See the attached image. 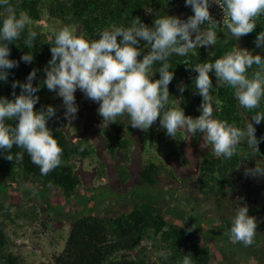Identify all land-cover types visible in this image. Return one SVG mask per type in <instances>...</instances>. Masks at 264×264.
Returning a JSON list of instances; mask_svg holds the SVG:
<instances>
[{
    "label": "clouds",
    "instance_id": "9594fccd",
    "mask_svg": "<svg viewBox=\"0 0 264 264\" xmlns=\"http://www.w3.org/2000/svg\"><path fill=\"white\" fill-rule=\"evenodd\" d=\"M185 4L194 13L186 20L166 15L156 18L154 26L149 27L136 18L130 27L103 30L98 33V39L91 41L75 35L69 27L62 28L50 44L51 59L42 83L62 98L65 118L69 121L76 118L75 92L79 89L86 98L99 103L97 112L102 117V126L115 123L117 117H127L133 128L147 131L159 118L161 128L173 139L180 130L192 136L202 134L216 157L231 159L244 143L255 146L258 151L264 137L257 138L254 124L264 121V112H257L243 127L214 119V86L209 73L214 72L217 84H227L235 90L240 108L257 109L264 97V57L260 54L253 55L247 49L236 47L234 52L212 63L191 67L198 73L195 89L202 97L201 115L197 118L185 115L181 107L165 109L171 96L169 84L174 79L169 57L173 54L186 56L197 47L215 46L217 42V33L212 28H201L205 23L215 25L218 22L210 13L211 6L217 4L223 10L227 17L223 20L226 34L238 40L255 31V19L264 14V0H185ZM0 9L3 10L0 15L4 17L0 27V81H7L8 70L18 67L19 63L9 59V44L27 31L24 45L30 49L37 33L30 27L32 21L26 13L17 16L10 0H0ZM141 41L146 42L148 48L142 59ZM255 44L258 48L264 45V31L256 36ZM33 59L30 52L21 57L25 63H31ZM157 62L161 66L154 71ZM253 65L259 66V70L249 77L247 72ZM36 72L37 69H33L25 83L13 82V89L17 86L21 89L19 95L13 91L14 99L0 97V150L10 151L14 145L23 149L31 162L39 166L41 175L46 176L61 165L62 148L47 127L56 109L51 105L46 109H35L39 102L36 93L41 87L33 85ZM157 72L159 79L154 80ZM179 91L183 92L184 87L180 86ZM7 121H15V125ZM80 150L83 151V147ZM6 158L13 159L11 155ZM22 159L23 152L17 153L16 160ZM246 174L264 176V161H257L255 168L246 169ZM257 228L258 221L249 215L245 204L236 207L227 234L233 243L249 247L254 243ZM183 264H191L188 256L184 257Z\"/></svg>",
    "mask_w": 264,
    "mask_h": 264
},
{
    "label": "trees",
    "instance_id": "16d2710c",
    "mask_svg": "<svg viewBox=\"0 0 264 264\" xmlns=\"http://www.w3.org/2000/svg\"><path fill=\"white\" fill-rule=\"evenodd\" d=\"M10 2L15 6L17 16L23 12L31 20L38 21L42 19L46 9L51 16L61 19L66 24L80 25L83 37L89 41L98 39V33L103 30L130 27L136 18L153 27L154 20L159 17L169 15L186 20L194 14L192 9L187 10L184 6L185 0H10ZM2 11L0 9V13ZM3 18L0 15V27ZM255 23L257 27L253 34L264 31V14L256 18ZM204 26L221 29L210 27L207 23ZM204 26L201 28L203 29ZM30 27L37 33L32 48L28 49L24 45L27 31L20 39L9 44L11 50L9 59L19 63L18 67L8 70L7 81H0V97L14 99L13 91L19 95L21 89L19 86L13 89V82L25 83L29 73L37 69L33 85H41L39 92L36 93L39 102L35 105V109L40 110L49 106L43 99L45 86L42 82L46 78L45 68L51 59L50 44L54 42L57 33L49 35L40 27L32 25ZM145 45L144 41L139 44V47L144 49L141 59L148 51ZM233 47V41H217L215 46L197 47L186 56L173 54L169 57L170 71L174 72V79L169 84L171 96L165 110L181 107L187 116L197 118L201 115L202 97L196 91L194 81L198 73L191 67L196 64L212 63L231 53ZM27 52L34 56L31 63L21 60L22 55ZM160 66L161 64L157 62L153 70ZM256 70H259V66L253 65L247 75L251 77ZM209 75L214 86L212 90L214 119L243 127L247 121L251 122V117L257 112H264V97L261 98L259 108L242 109L235 96V90L227 84H217L214 72H210ZM153 79H159L158 72ZM180 86L184 87L183 92L179 91ZM117 120L119 122L115 123L114 131L103 129L106 140L104 146L114 157L123 155L125 166L130 161L135 141L132 131L128 129L129 126L121 123L123 119L117 117ZM7 123L15 125V121H7ZM152 126L155 128L153 131L159 129L166 132L161 128L159 118ZM254 126L257 138L264 137V121ZM47 127L62 148L61 165L48 175H41L39 166L31 162L27 152L14 145L10 151L0 150V174L7 179V186L10 188H18L32 181L59 190L64 200L74 199L82 184V179L76 171L78 162L91 157L95 153V147L85 138L70 137L61 126L57 110L55 116L48 120ZM157 134L160 139L161 133ZM198 136L199 133L196 138ZM81 147L83 151L80 150ZM251 148L257 157L264 158V140L259 143L258 151L255 146ZM20 152H23V159L17 161L16 154ZM7 155L13 157L12 161L6 158ZM171 155L183 161L182 153L177 148L171 150ZM98 161L96 172L100 178L105 179L106 164L101 160ZM239 163L238 150L231 159H226L223 156L216 157L210 145V149L201 155L197 178L199 188L205 192L207 190L223 193L228 185L231 170ZM170 167H167L164 161L144 159L139 170L141 180L149 188L155 186L158 179L163 177L176 180L175 171ZM171 189L173 196L176 191L175 188ZM95 203L96 200L92 199L90 206L93 207ZM12 210L13 208L5 201L0 200V264H26L25 259L23 260L12 249L13 240L9 226L18 220L31 225L40 218L39 206L34 201L19 202L15 211ZM222 223L229 231L232 220L224 219ZM185 256L190 258L191 264H210L213 252L208 245L201 242L195 229L181 221H170L163 205L157 199L152 200L147 194H143L127 212L108 215L90 211L79 213V216L72 219L63 249L55 253L52 260L53 264H183Z\"/></svg>",
    "mask_w": 264,
    "mask_h": 264
},
{
    "label": "rangeland",
    "instance_id": "374dc122",
    "mask_svg": "<svg viewBox=\"0 0 264 264\" xmlns=\"http://www.w3.org/2000/svg\"><path fill=\"white\" fill-rule=\"evenodd\" d=\"M31 21L32 26L40 27L49 35L58 33L64 27H69L75 35L83 37L80 25L66 24L61 19L51 16L46 9L41 20ZM75 97L78 112L76 118L69 121L64 116L65 108L62 98L58 97L56 92L49 91L46 86L44 87L43 99L56 108L61 126L68 135L85 138L95 147V153L91 157L78 162L76 171L82 179V184L75 198L64 200L59 190L32 181L18 188H10L7 186V179L0 174V200L5 201L9 207L13 208V212L19 202L34 201L39 206L40 218L31 225L18 220L9 226V233L13 240L12 249L23 260L25 259L26 264H53V255L63 249L65 239L70 232L72 219L79 216V213L90 211L108 215L127 212L143 194H147L152 200L157 199L165 208L170 221L181 220L180 217L173 214L172 209L176 212L178 207H182V211L179 210L184 213L185 207L183 208V203L180 204V198L189 196V192L186 193L189 187L181 184L179 179L177 181L165 177L158 179L155 186L146 187L139 173L141 163L144 159L164 161L165 165L171 166L170 168H173L175 174L180 178L188 175L192 179L199 172L201 155L210 149V144L206 143L200 133L196 138L197 134L192 136L184 130H180L176 134V139H173L163 130L153 131L155 129L153 126L147 131L133 128L128 123L127 117H121L123 119L121 123L124 126H129L128 129L132 131L135 141L130 161L124 166L123 155L114 157L104 146L106 140L103 129L114 131L115 123L119 121L116 120L115 123L102 126V117L97 112L99 103L86 98L79 89L75 92ZM158 132L162 135L160 139ZM174 148L181 151L183 161L171 155V150ZM98 160L106 164L105 179L100 178L96 172ZM189 184L190 188H193L192 182ZM174 187L176 188L175 195L179 194L178 197L172 196L171 188ZM92 199L96 200L93 207L90 206ZM217 213L216 216L219 218L220 211ZM203 221L208 224L207 218H204ZM205 231H200L199 234L203 237ZM221 231L218 230L215 233ZM222 241L219 239L215 242L217 243V247L214 248L216 252L220 249ZM231 254L227 251L225 257L215 256L210 264H234V261L230 259ZM243 263L244 261L240 260L237 264ZM252 263L257 264V261L252 260Z\"/></svg>",
    "mask_w": 264,
    "mask_h": 264
},
{
    "label": "flooded vegetation",
    "instance_id": "af4514ba",
    "mask_svg": "<svg viewBox=\"0 0 264 264\" xmlns=\"http://www.w3.org/2000/svg\"><path fill=\"white\" fill-rule=\"evenodd\" d=\"M237 150L240 153V163L231 170L228 185L223 193L207 190L205 192L200 189L197 179L199 172L192 179L188 175L181 178L176 175L177 181L179 179L181 184L189 187V190L186 191V193L189 192V196L180 198V204L183 203V208L185 207L184 213H181V206L176 212L171 209L175 216L180 217L179 221L196 230L201 242L211 248L213 258L215 256L225 257L228 251L229 254L232 253L230 259L234 261V264L240 260L244 261L243 264H253L252 260H256L257 264H264V176L253 177L246 174V169L255 168L256 162L264 161V158L257 157L246 143L240 145ZM189 182H192L193 188H190ZM174 190L176 191V188ZM178 195L174 194L173 196L178 197ZM245 204L249 208V215L256 217L258 221L254 243L249 247H245L242 243H233L227 234L229 232L227 227H224V223H222L224 219L233 221L236 207ZM218 211H220L219 218L216 216ZM204 218L208 219V224L203 221ZM209 218L212 219L209 220ZM218 230L222 231L215 233ZM200 231H205L203 237L199 234ZM219 239L223 241L220 243V249L216 252L214 248L217 247V243L215 242Z\"/></svg>",
    "mask_w": 264,
    "mask_h": 264
},
{
    "label": "crops",
    "instance_id": "0c3cea01",
    "mask_svg": "<svg viewBox=\"0 0 264 264\" xmlns=\"http://www.w3.org/2000/svg\"><path fill=\"white\" fill-rule=\"evenodd\" d=\"M184 6L186 7L187 10H191L190 6H186V4H184ZM201 26H204V25H201ZM204 28L207 29L206 26H204ZM212 30L217 33V37H218L217 41H220V42L233 41L234 42V47H233L232 52H234L236 50V47H237L240 49H247L250 52H252L253 55L260 54L262 57H264V45H262L261 47L258 48V47H256V44H255L256 36L259 33L253 34V32H252L251 34H248V35L241 37L237 40L234 37H232L230 34H226L225 28H221V29L213 28Z\"/></svg>",
    "mask_w": 264,
    "mask_h": 264
},
{
    "label": "built area",
    "instance_id": "2783aa9c",
    "mask_svg": "<svg viewBox=\"0 0 264 264\" xmlns=\"http://www.w3.org/2000/svg\"><path fill=\"white\" fill-rule=\"evenodd\" d=\"M222 2V0H221ZM210 13L213 16L214 19H216L218 22L215 25H209L210 27H219V28H225L223 24V20L227 17L224 16L223 10L219 7L217 4H213L210 8Z\"/></svg>",
    "mask_w": 264,
    "mask_h": 264
}]
</instances>
